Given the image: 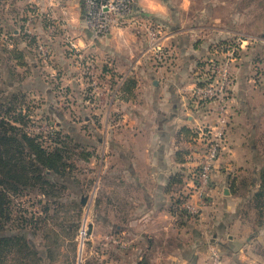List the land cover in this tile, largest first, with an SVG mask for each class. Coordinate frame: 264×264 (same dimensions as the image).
Listing matches in <instances>:
<instances>
[{
	"label": "crops",
	"instance_id": "0c3cea01",
	"mask_svg": "<svg viewBox=\"0 0 264 264\" xmlns=\"http://www.w3.org/2000/svg\"><path fill=\"white\" fill-rule=\"evenodd\" d=\"M17 1H1L0 12L11 5L12 10ZM155 4L162 5L164 12L154 11L150 6ZM61 9L70 18L64 23L44 19L47 10ZM31 12L44 19V26L40 20L34 26L36 18L28 17ZM24 13L16 11L11 20L0 16V76L17 77L11 83L17 95L27 91L32 102L46 109L45 116L73 126L78 151L83 154L78 155V164L93 176L102 175L98 187L92 180V193L97 190L95 203L91 200L93 214L104 221L103 234L124 238L122 264H211L215 254L221 264L257 263L250 254L249 232L254 225L240 214L243 201L232 195L231 187L232 179L264 166L259 146H254L252 160L237 143L241 133L234 124L239 114L234 112L233 95L225 150L215 163L209 196L203 201L192 182L197 167L193 131L203 124L212 126L215 114L211 105L185 112L190 91L207 69L215 45L236 36L237 17L226 22L213 5L193 10L192 0H139L135 15L141 22L123 24L104 37L89 34L82 38L76 33L85 28L80 2ZM32 18L33 35L29 36L25 28ZM144 24L162 27L169 58L161 64L148 52ZM53 25L54 31L48 34V26ZM44 29L41 42L51 47L52 54L46 60L38 46L34 48V34ZM248 72L246 68L240 73L244 80ZM262 83L264 31L254 36L255 143L263 138L258 128L264 122V104L256 101H264ZM241 87L245 96L249 87ZM184 196L199 210L198 216L188 214L183 203L178 206L177 200ZM262 237L264 230L258 237L260 243ZM109 251L112 257L107 264H115V248Z\"/></svg>",
	"mask_w": 264,
	"mask_h": 264
},
{
	"label": "rangeland",
	"instance_id": "374dc122",
	"mask_svg": "<svg viewBox=\"0 0 264 264\" xmlns=\"http://www.w3.org/2000/svg\"><path fill=\"white\" fill-rule=\"evenodd\" d=\"M30 1L31 0H18L14 4L12 10L10 8L12 5L7 11L1 9L0 16H2L4 20H11L14 18V13H16V11L20 13L23 12V15H25L26 13H24V11L28 9L32 11L35 9ZM70 2L79 1H68L61 5L64 8L66 4H70ZM192 3L193 10H203L206 5H213L216 14L224 16V20L229 23H232L231 19H234V16L237 17V24H234V26H236V36L229 39L228 42L223 43L225 44L223 48L226 51L230 47L237 48V50L235 49L234 55H236L237 59L239 58L241 60L240 64L239 60L235 62V87L237 86V88H234L233 92L235 97L234 112L235 115L239 114V118L234 124L236 123L235 127H237V132L241 133V139L237 143L243 145L244 153L247 157H250V159H252L251 153L252 150H254V146L256 145L255 147L258 148V145L260 155L262 159H264V122L258 128V131L263 133V138L261 140L256 139V143L254 142V36H258L264 31V0H192ZM260 4H263V7H261ZM47 12L49 14L44 16L46 21L52 19V21L64 23V19H70L68 13H63L62 9L61 11L53 10L52 12L47 10ZM28 17L36 18L34 26L41 21L33 12H31ZM44 19L41 21L43 26ZM139 21L141 22V20ZM11 23L14 22L11 21ZM146 26L150 25L146 24L144 29ZM84 27L85 28H82V30L76 31L77 35L82 38L92 34V32L86 28L85 24ZM43 32L34 34V37H36V43H34L35 49L38 46V42L40 41L41 43L43 39L42 36L46 33V30L44 29ZM75 39H78L76 35ZM44 44L46 43L44 42ZM46 45L47 47L49 46L48 44ZM241 45L243 48L239 47ZM67 46L72 50L69 44ZM87 49L89 50V48ZM237 62L239 65L237 64L236 66ZM246 68L249 72L246 76L247 79L244 80L245 78L243 79L241 76L243 74L240 73ZM1 69L2 64L0 61V70ZM14 81L17 82L18 78H11L7 73L0 76V101L2 99H10L12 93L16 91L13 87L14 85L11 86V83ZM24 84L26 85V82ZM245 84L246 87H249V92L244 96V94L241 95V91H243L241 85L245 86ZM16 93L17 92H14L15 95ZM22 93L25 95L24 100L26 101L25 107H23V113L28 115L30 122L25 127L26 132L34 136H39L42 140L47 139L50 133H60L62 137L71 135V137L75 139L72 125H62L57 118L45 116L46 109L44 110L42 107H39L40 102H36V100L32 102V94L28 96L29 93L27 91H22ZM37 96L36 93L35 97ZM260 99L262 98L260 97ZM256 101H261V106L264 104L262 100ZM243 103H245V105H243ZM26 106H30L29 111L26 109ZM58 109H56V111ZM69 110L71 115L75 114L74 109ZM200 126H205V124ZM237 136L239 135L237 134ZM227 137L228 136H226V138ZM71 146L74 147L73 140ZM75 159L76 157H74L73 162L75 169L70 175L71 180L65 183H63V181L61 182L63 185L69 187L63 191L64 198L62 199V205L53 203L48 204L41 196H38L39 193L34 190L30 191L28 196L19 197L14 202L12 217L15 219L17 215H25L30 222L27 226H24L25 228H22L21 225L19 226V224L23 223L21 220L19 223H13L15 226L12 230V233L18 234L19 238H22L21 242H27L31 246L32 251L29 253L27 264H107L108 260L110 261L111 259L110 257H112L109 251L111 247H114L116 251L115 255L117 257L115 256V264H122L121 259L125 244L124 238L120 236L112 239V236L105 235V233L103 234L102 232L107 229L106 225H104V221L97 219L96 215L93 214V207L95 204H93L91 200H94L95 203L97 199V190L94 193H92V190L95 184L96 187L100 185L99 178H101L102 175H100L99 178L97 174L93 176V173L87 167L85 168L81 163L78 164L77 159ZM250 165V168H252V162ZM254 176L255 174L252 173L250 169L244 174V177L247 179H253ZM92 180L94 181V185L90 188L89 182ZM85 197L88 199L86 203L83 204V199ZM75 201H77V205L74 204ZM44 207H47V212H44ZM240 214L247 221L249 217L252 219L258 218L257 210L254 208L253 211L244 201ZM84 224L87 229L85 236L81 234V231L83 232L84 230ZM63 229L72 230V232H76V234L74 237L71 236L66 238L63 233L62 237H57L55 234H59ZM262 230H264V228L261 229L260 232ZM251 231L252 232L249 233L251 235V241L253 242L250 248V254L257 260L255 264H264L263 250L260 251V246H264V240L263 243L258 241L260 232L257 234L255 232V227L254 229L251 228ZM249 233H247V235ZM74 246L75 249H73ZM24 254H26V252H17L15 250L7 254L1 264H20L21 261H25V257H22ZM24 264L26 263L24 262ZM211 264H214L213 260H211Z\"/></svg>",
	"mask_w": 264,
	"mask_h": 264
},
{
	"label": "trees",
	"instance_id": "16d2710c",
	"mask_svg": "<svg viewBox=\"0 0 264 264\" xmlns=\"http://www.w3.org/2000/svg\"><path fill=\"white\" fill-rule=\"evenodd\" d=\"M24 98L25 95L14 94L10 99L0 101V264L7 254L15 250L26 252L22 255L25 261L20 264H27L32 251L29 243L21 242L22 238L12 233L13 223L23 221L19 224L22 228L30 223L25 215H17L15 219L12 217L15 200L28 196L34 190L48 204L62 205L63 191L69 188L63 183L71 180V172L75 169L74 157L77 159L78 155H83L78 151L80 145L71 135L62 137L60 133H50L47 139L42 140L26 132L25 127L30 122L28 115L23 113L26 104ZM26 109L29 111L30 106H26ZM72 140L74 147L71 146ZM252 173L255 174L253 179L244 176L232 179L231 192L253 211L254 208L257 210L258 218L249 217L248 220L258 234L264 228V166ZM92 182H89L90 188ZM181 186L179 191L183 189ZM184 199L186 197L177 200L178 206ZM74 204L77 205V201ZM47 210L44 207V212ZM71 232L63 229L55 235L62 237L64 233L66 238L74 237L76 232ZM260 248L264 255V246Z\"/></svg>",
	"mask_w": 264,
	"mask_h": 264
},
{
	"label": "built area",
	"instance_id": "2783aa9c",
	"mask_svg": "<svg viewBox=\"0 0 264 264\" xmlns=\"http://www.w3.org/2000/svg\"><path fill=\"white\" fill-rule=\"evenodd\" d=\"M68 1H79L83 6L84 24L86 28L96 37H104L111 31L128 22H138L140 20L135 15L136 5L139 0H31L35 10L48 9L55 5H60ZM49 16V15H47ZM34 19H30L25 33L33 35L30 26ZM48 34L54 31V25L48 26ZM145 31L149 38L148 52H151L158 63L164 62L169 58V51L163 45V30L160 26L150 24ZM223 45L216 44L215 52L207 61V69L204 71L200 80L190 91V99L185 112H198L209 108L215 114V123L211 126H198L194 129L197 147L196 171L192 174L194 187L200 191L203 201L209 196L211 189L212 175L215 163L225 150L226 136L232 122V98L236 85L235 62L237 48L230 47L224 50ZM242 48V45L239 46ZM77 51V47L73 45ZM236 49V50H235ZM38 51L43 59H48L52 54L44 42L38 45ZM186 197V196H184ZM183 197V198H184ZM183 205L188 214L198 216L199 210L190 203L186 197ZM87 229L84 224L82 235H86ZM114 239L113 237H111ZM125 247V244H124ZM214 264H221L218 255H214Z\"/></svg>",
	"mask_w": 264,
	"mask_h": 264
},
{
	"label": "clouds",
	"instance_id": "9594fccd",
	"mask_svg": "<svg viewBox=\"0 0 264 264\" xmlns=\"http://www.w3.org/2000/svg\"><path fill=\"white\" fill-rule=\"evenodd\" d=\"M154 11H159V12H164V8L162 5H159V4H155V5H151L150 6ZM186 7V5H185Z\"/></svg>",
	"mask_w": 264,
	"mask_h": 264
},
{
	"label": "water",
	"instance_id": "95a60500",
	"mask_svg": "<svg viewBox=\"0 0 264 264\" xmlns=\"http://www.w3.org/2000/svg\"><path fill=\"white\" fill-rule=\"evenodd\" d=\"M226 194H229V190H226ZM87 199H88L87 197H85V198L83 199V204L86 203Z\"/></svg>",
	"mask_w": 264,
	"mask_h": 264
}]
</instances>
